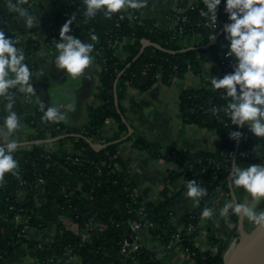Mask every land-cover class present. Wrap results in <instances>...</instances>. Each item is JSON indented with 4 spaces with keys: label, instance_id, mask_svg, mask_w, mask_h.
Masks as SVG:
<instances>
[{
    "label": "trees",
    "instance_id": "obj_1",
    "mask_svg": "<svg viewBox=\"0 0 264 264\" xmlns=\"http://www.w3.org/2000/svg\"><path fill=\"white\" fill-rule=\"evenodd\" d=\"M32 1L22 0V5L27 6ZM56 1L59 10L54 17L55 22L64 23L72 14L75 16L72 23L74 35L90 40L89 33L95 32L99 37L92 52L99 66L98 105L83 127L69 126L63 120H42L44 110L39 108L30 114L18 113L19 118L34 129L32 143L30 148L18 147L13 153L19 162L20 175L5 173L0 192L6 198V215L10 220L22 213L45 230L46 225L33 207L32 191L39 184L44 196L70 212L69 216L78 224L79 230L74 232L62 227L56 234H44L36 241L27 237L25 221L16 223L12 236L2 243L0 258L6 257L17 245L26 243L29 254L48 262L60 259L74 264L75 257L80 256L81 264H161L153 252L143 246L131 247L126 254L121 251L125 237L132 235L131 223L141 219L145 226L150 222L154 224L151 231L162 243L176 241L181 248L188 250L195 264H224L225 255L197 249L187 232L189 227L198 224L202 218L201 210L220 187L230 190L226 177L231 170L229 154H235L238 143L230 139L229 131L237 126L231 125L221 109L228 99L223 96V90L186 88L179 95V110L184 124H198L217 132L219 139L214 151L166 148L138 133L128 136L135 147L149 150L155 157L173 161L182 167L181 172H168L159 200H146L135 195L137 184L129 177V161L118 154V150L123 141L122 134L130 129L123 105L130 87L146 92L158 80L170 85L175 77L184 76L190 69L205 71L209 63L213 74L227 72L224 66L227 49L221 47L225 43L222 25L227 20V14L217 12L216 27H210L206 24L207 18L199 13L200 8L205 7L204 0H198L187 12L172 14L177 23L168 28L144 18L138 8H123L110 17L101 10L85 22L82 0ZM183 15L187 17L185 21L179 18ZM213 33H218V41L208 45L209 36ZM193 36L198 40L199 48H186L183 42ZM59 38V31L44 37L36 34L28 36L23 48L32 69L31 58L36 52L43 45L54 49V40ZM213 105L219 108L216 114L207 111ZM108 120L115 123L116 129L113 136L104 137L102 131ZM245 129L246 126L240 130L243 132ZM50 135L57 137L58 142L72 141L75 153L55 154L48 151L45 141ZM100 139H104L105 144L96 148L95 142ZM52 161L76 173L80 188L68 186L50 165ZM183 173L188 180L195 179L207 192L200 198L199 206L182 217L184 228L180 230L175 226L173 211L178 193L172 192L170 185ZM20 191L26 194L23 199L19 196ZM230 216L238 221L237 214ZM90 221L104 227L95 226L90 231V237L83 239V233L89 231L87 223Z\"/></svg>",
    "mask_w": 264,
    "mask_h": 264
},
{
    "label": "crops",
    "instance_id": "obj_2",
    "mask_svg": "<svg viewBox=\"0 0 264 264\" xmlns=\"http://www.w3.org/2000/svg\"><path fill=\"white\" fill-rule=\"evenodd\" d=\"M198 0H145L142 7L138 8L140 14L147 19L154 20L160 27L168 28L175 24L172 14L187 12L193 2ZM29 11L41 13L40 25L30 29L24 26L23 18L16 13H11L6 8V0H0V29L6 35L20 37V46L23 47L30 34L44 37L48 33L60 30L63 22H55L59 5L56 0H33L27 6ZM217 12H223V0L218 6ZM4 17V19H3ZM222 42V41H220ZM227 43L226 41H224ZM186 48H199V42L193 36L183 42ZM209 45V44H208ZM120 47V53H122ZM55 48L49 49L43 45L31 58L34 72L44 69V74L39 79H33L36 94L15 92V109L18 113L30 114L38 110L42 103L45 108L51 104H57L64 114V123L73 127H83L89 120L90 113L97 107L96 93L99 86V66L93 59L89 68L84 73L73 79L64 74V70L58 69L54 60ZM123 54V53H122ZM205 71L190 69L182 77L174 78L169 84L158 80L146 92L130 87L126 92L123 105L126 108V116L129 120V131L122 134L118 154L129 161V177L137 184L140 196L146 200L157 201L162 197L165 186V177L169 171L181 172L182 167L175 162L168 161L162 157H155L149 150L137 148L133 140L129 139L133 133L145 136L149 141H155L166 148H177L188 151H214L218 134L214 130L207 129L198 124H184L179 110V95L186 88H209V78L212 73L211 64L206 65ZM38 78V76H37ZM3 105L0 104V116L4 115ZM2 123V120H0ZM116 125L109 120L104 126L102 134L104 137L114 135ZM244 136L239 142L238 161L246 164L259 163L264 157H256L253 150L258 141H264V137H256L246 127ZM34 129L24 120L20 119V127L15 130L11 138L18 140V147H30ZM8 137L0 134V142ZM127 138V139H126ZM126 139V140H124ZM47 150L51 153H75L72 141L58 142L57 137L48 136L46 139ZM51 166L57 170L67 185L78 189L81 183L76 173L69 168L52 161ZM186 180L188 176L181 174L170 189L178 193L174 206V223L178 229L184 228L182 217L194 211L199 205L192 203V198L185 195ZM1 186V184H0ZM242 190V189H241ZM238 188L235 193L226 191L220 187L214 196L210 197L205 207H212L213 216L201 218L197 225L188 228L192 241L197 249L221 253L226 255L241 238V230L250 231L257 225L248 220L247 217L238 215V221L231 218L219 216V208L229 199H238L246 202V193ZM34 194L33 207L36 215L44 222L46 229L42 230L31 220H26L24 230L28 238L40 240L44 234L54 235L58 230L65 227L71 231L79 230L78 224L66 215L62 205L55 200L44 196L43 189L38 184L32 191ZM25 192L20 191L19 196L23 199ZM251 204L257 211L264 208V198L252 200ZM7 202L5 196L0 192V248L5 238L12 236L15 222L8 218ZM139 243L153 252L161 264H195L194 258L187 250L179 247L174 242L162 243L151 228L144 227L140 232ZM81 262V257H76ZM0 264H67L63 260L48 262L29 254L26 243L17 245L6 257L0 258Z\"/></svg>",
    "mask_w": 264,
    "mask_h": 264
},
{
    "label": "clouds",
    "instance_id": "obj_3",
    "mask_svg": "<svg viewBox=\"0 0 264 264\" xmlns=\"http://www.w3.org/2000/svg\"><path fill=\"white\" fill-rule=\"evenodd\" d=\"M47 3V0H44ZM84 5L83 16L85 22L103 11L110 17L123 8H140L145 0H82ZM222 0H204L205 7L199 13L207 21L215 24L218 21L217 9ZM6 8L23 18L24 26L30 29L40 25L41 13L29 11L22 5V0H6ZM223 12L227 20L222 25L224 41L221 47L226 48L225 56L232 59V70L222 75L214 74L210 85L214 89L223 90L222 94L228 98L221 106L228 116L231 125L237 126L229 131L230 139L240 142L247 129L256 137H264V0H223ZM74 15H70L60 27L59 39L54 40V64L58 69L64 70L67 78L73 79L81 76L86 68L92 64L95 42L99 37L90 32V40L81 39L72 32ZM213 33L211 36H213ZM209 36V37H211ZM44 69L36 72L27 62L25 50L20 46V37L6 35L0 29V104L3 105L4 115L0 116V134L8 137L0 142V183H3L5 173L19 176V162L14 157L18 148V140L11 138L16 129L20 127V118L15 109V92L36 94L33 79H39ZM38 76V78H37ZM37 95V94H36ZM44 109L42 120L60 121L64 119L57 104H51ZM253 150L256 157H264V141H258ZM229 171L231 190L242 189L246 193V202L238 199H229L219 208V216L227 217L237 214L247 217L256 225L264 226V208L259 211L251 204L252 200L264 198V159L259 163H238L233 154ZM187 197L192 198L194 205H199L200 198L206 195V188L195 179L186 180ZM214 214L212 207H204L201 217L209 218Z\"/></svg>",
    "mask_w": 264,
    "mask_h": 264
},
{
    "label": "built area",
    "instance_id": "obj_4",
    "mask_svg": "<svg viewBox=\"0 0 264 264\" xmlns=\"http://www.w3.org/2000/svg\"><path fill=\"white\" fill-rule=\"evenodd\" d=\"M195 3L196 2H193L192 3V5H191V9H192V7H194V5H195ZM121 17H123V15H121ZM182 21H185L186 20V15H183V16H180L179 17ZM175 21V24L177 23L176 22V20H174ZM174 24V25H175ZM206 24L208 25V26H210V27H213V28H215L216 27V23L215 24H212V23H210V22H206ZM174 25H172V26H170V27H173ZM180 30H182V28L180 27ZM217 41H218V33H216V34H214L213 36H211L210 37V40L208 41L209 43V45H212V44H216L217 43ZM224 66H225V69H226V71H231L232 70V59L231 58H229V57H226L225 56V54H224ZM176 78V77H175ZM174 80V79H173ZM42 104V103H41ZM41 104L39 105V109L41 108ZM207 111H209V112H211V113H213V114H216V113H218V111H219V108H217L215 105H213V106H211V107H209V108H207ZM95 144H97V145H99V146H103L104 144H105V140L104 139H100L99 141H97V142H95ZM238 154H239V143L237 144V150L235 151V154H234V156H235V158L236 159H238ZM192 167H190V169H191ZM227 186H229V188H230V190H231V185H230V182H229V179H230V176H229V172H228V174H227ZM23 183V182H22ZM69 186V185H68ZM66 190V187L64 186L63 187V191H65ZM229 190V191H230ZM228 191V192H229ZM134 193H135V195H139V193H138V190L137 189H135L134 190ZM68 193H66L65 192V196H67L68 197ZM62 208H63V206H62ZM63 210L65 211V213H66V215H68V217H70L69 216V214H70V212L69 211H67V210H65L64 208H63ZM143 210V209H142ZM141 210V211H142ZM71 218V217H70ZM15 222L16 223H23V221L24 220H22V217H21V214H17V215H15ZM73 220V219H72ZM153 223L152 222H150L147 226H145L143 223H142V221H141V219H138V220H134L132 223H131V231H132V235L131 236H129V237H125V239H124V241H123V244H122V252L123 253H128L129 252V250L131 249V247H134V248H137V247H139V246H141V244L139 243V238H140V232L144 229V227H148V228H151V227H153ZM95 226H99V228L100 229H102L103 227H104V225L103 224H99V223H94L93 221H90L89 223H87V227H88V230L89 231H87L86 233H83V239H87V238H89L90 237V231L95 227ZM157 236V235H156ZM179 247H180V245H178ZM187 252H188V250H187ZM77 257V256H76ZM76 257H75V259L73 260L74 262V264H81V262H78V261H76ZM68 264V263H67Z\"/></svg>",
    "mask_w": 264,
    "mask_h": 264
},
{
    "label": "water",
    "instance_id": "obj_5",
    "mask_svg": "<svg viewBox=\"0 0 264 264\" xmlns=\"http://www.w3.org/2000/svg\"><path fill=\"white\" fill-rule=\"evenodd\" d=\"M95 147L100 146L95 144ZM240 233L238 243L225 255L224 264H242L264 251V226L257 225L248 232L241 230Z\"/></svg>",
    "mask_w": 264,
    "mask_h": 264
},
{
    "label": "bare ground",
    "instance_id": "obj_6",
    "mask_svg": "<svg viewBox=\"0 0 264 264\" xmlns=\"http://www.w3.org/2000/svg\"><path fill=\"white\" fill-rule=\"evenodd\" d=\"M242 264H264V251H262L255 258L246 260V262H243Z\"/></svg>",
    "mask_w": 264,
    "mask_h": 264
},
{
    "label": "rangeland",
    "instance_id": "obj_7",
    "mask_svg": "<svg viewBox=\"0 0 264 264\" xmlns=\"http://www.w3.org/2000/svg\"><path fill=\"white\" fill-rule=\"evenodd\" d=\"M40 109H41V110H44L43 108H40ZM108 121H109V120H108ZM46 141H47V140H46ZM46 141H45V142H46ZM26 148H27V147H26ZM28 148H30V147H28ZM50 165H51V162H50ZM19 214H21L22 220H24V221H26V220H29V219H30V217H29V216H24V214H22V213H19ZM24 221H23V222H24ZM13 222H15V220H13ZM15 223H16V222H15ZM173 242H174V244H176V243H177L176 241H173ZM173 242H172V243H173ZM233 247H234V246H233ZM233 247H232V248H233ZM213 253H217V252H213Z\"/></svg>",
    "mask_w": 264,
    "mask_h": 264
}]
</instances>
